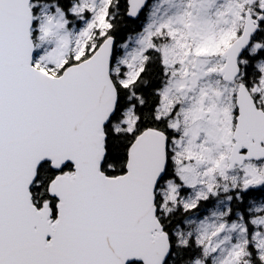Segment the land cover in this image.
Masks as SVG:
<instances>
[{"label": "snow or ice", "instance_id": "obj_1", "mask_svg": "<svg viewBox=\"0 0 264 264\" xmlns=\"http://www.w3.org/2000/svg\"><path fill=\"white\" fill-rule=\"evenodd\" d=\"M0 264H264V0H0Z\"/></svg>", "mask_w": 264, "mask_h": 264}]
</instances>
